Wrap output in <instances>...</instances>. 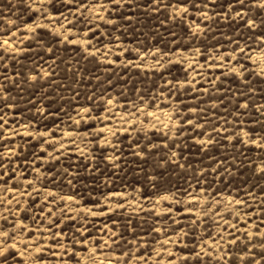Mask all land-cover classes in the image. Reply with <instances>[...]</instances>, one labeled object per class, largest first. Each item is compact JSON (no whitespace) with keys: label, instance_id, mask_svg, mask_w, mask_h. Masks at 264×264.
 Masks as SVG:
<instances>
[{"label":"rangeland","instance_id":"obj_1","mask_svg":"<svg viewBox=\"0 0 264 264\" xmlns=\"http://www.w3.org/2000/svg\"><path fill=\"white\" fill-rule=\"evenodd\" d=\"M0 264H264V0H0Z\"/></svg>","mask_w":264,"mask_h":264}]
</instances>
